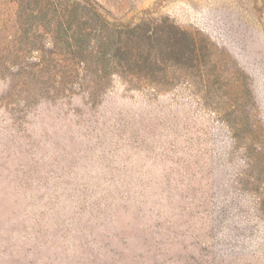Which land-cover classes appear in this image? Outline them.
Here are the masks:
<instances>
[{
    "label": "rangeland",
    "instance_id": "1",
    "mask_svg": "<svg viewBox=\"0 0 264 264\" xmlns=\"http://www.w3.org/2000/svg\"><path fill=\"white\" fill-rule=\"evenodd\" d=\"M95 1L120 24L167 18L196 54L168 68L161 40L139 91L115 79L96 106L19 119L0 80V264H264V0Z\"/></svg>",
    "mask_w": 264,
    "mask_h": 264
},
{
    "label": "trees",
    "instance_id": "2",
    "mask_svg": "<svg viewBox=\"0 0 264 264\" xmlns=\"http://www.w3.org/2000/svg\"><path fill=\"white\" fill-rule=\"evenodd\" d=\"M15 1L0 80L8 82L1 99L17 119L42 101L86 95L96 106L115 79L139 91L142 80L163 71L161 40L168 68L180 65L176 57L196 54L194 37L167 18L132 26L110 20L95 0Z\"/></svg>",
    "mask_w": 264,
    "mask_h": 264
}]
</instances>
